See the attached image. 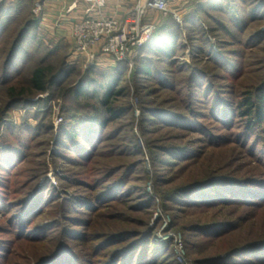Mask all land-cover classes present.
I'll return each instance as SVG.
<instances>
[{"label":"trees","instance_id":"1","mask_svg":"<svg viewBox=\"0 0 264 264\" xmlns=\"http://www.w3.org/2000/svg\"><path fill=\"white\" fill-rule=\"evenodd\" d=\"M23 2L24 0L0 2V35L8 30L11 22H26L16 33L2 57L0 85L8 99L4 107L0 108V128L13 125L7 115L15 106L37 104L41 107L40 112L45 113L37 126L32 129L36 132L43 130L45 133L53 130V125L46 122L48 112L43 108L45 99L33 102L32 97L47 92L51 93L50 98L58 96L61 90L63 92L71 84L70 78L75 68L70 67L65 58L56 56L60 52L58 47L46 48L44 43H41V46L38 44L40 49L37 54L42 52L41 47L47 52H42L45 55L40 62L30 68L25 79H19L22 70L18 72L16 79L13 78L17 55L31 30L40 22V19H31L29 13L25 15ZM191 2L193 8L185 16L183 23H179L171 14L155 30L151 40L141 48V56L135 59L132 76H129L131 70L126 61H118L117 65L109 70H96L90 67L75 86L67 90V95L74 98L76 109L71 113L67 105L62 106L63 112L72 122L69 126L63 125L59 132H56L58 140L53 154L61 156L63 151L61 149L68 147L77 155V158L70 157L71 162L82 161L81 158L84 160L82 163H77L88 167L83 171L86 174L83 178L68 176L62 178V181L67 182V187L73 183L72 186L76 185L83 191H88V195L81 193L70 195L66 187H63L61 191L64 190L63 193L69 196L68 200H65L58 196L59 192L49 180L33 189L34 186L29 182L35 178L31 179L29 176H24L26 180L21 182L20 188L17 186L11 188L7 183V177L2 182L0 180V211H20L19 214L13 215L11 223V227L17 229L14 230L17 239L31 244H42L41 255H37L35 261L28 260V264H179L176 254L174 258L169 256L174 252L173 241L158 242L155 238L157 227L151 225L155 209H160L166 214L171 212L176 221L172 227L177 228L180 225L175 216L177 211L193 209L194 212L203 211L207 214L210 209H216V214L208 217H212L211 219L206 221L198 219L189 224H182L178 228L184 233H201L202 236L207 237L204 242L205 247L209 244L207 248L215 249L203 259L194 261V264H264V232L246 235L240 240H237L236 236V233L247 228V223L252 219L246 208L255 209L264 205V178L251 176L241 178L234 172L221 174L220 171L222 172L224 168L220 164H210L206 167L204 161L201 162L202 157L208 156L202 154L206 149L201 148L196 153L198 155H193L190 147L193 138L188 134L197 132L198 121L207 116L205 112L207 111L227 128L242 129L230 135L236 134L243 144L248 146L251 144L250 153L254 152L252 146L256 143L258 145L262 143V153H264V57L254 62L259 66L252 72L253 80L244 84L240 82L243 78V66L241 64L239 68L236 59L232 58L235 57L236 52L224 50L223 53L228 57L222 58L218 55L216 58L211 49L207 50L209 54V58L206 57L209 59L207 64H213V67L224 73L226 77H223L231 78L230 80L235 82L231 86V95H238L234 103L222 98L221 88L213 90L218 87L214 80L220 74L213 71L208 73L207 69L189 65L188 68L180 66L175 69V55L187 46L185 43L187 35L186 33L184 35V31L189 35L195 60L201 62L200 58L206 52L207 46L204 44L205 42L208 44L209 38L199 26H194L196 22H201L199 13L209 14L208 8L223 12L230 17L231 22H234V27L238 31L242 29L241 23L247 24L241 4H246L248 0H191ZM256 9H259V6ZM240 11L242 14L239 13ZM255 16L251 14L248 18L255 19ZM192 32L195 35H192ZM256 36L247 40L245 44H253ZM263 37L264 34L260 33L256 41ZM200 42L204 44L198 46L197 43ZM238 43L242 45L243 42L238 41ZM54 58L58 61L52 60ZM186 70L188 74L182 79ZM207 79H212L213 82L208 83ZM131 84L137 88V91L149 86V96L155 97L160 91H167L175 95L178 100L177 105L172 106L171 109L160 106L149 108L147 105L152 103L141 100L143 112L151 113L147 119H142L140 130L146 137L153 135L146 138L153 170L142 169L141 174L134 178L131 175L139 164L129 161V158L143 153L138 145L137 135L130 130L125 131L126 136H122L121 125L115 126L113 136H118L122 143L119 141L111 143L108 149H106L109 147L108 139L114 137L105 136L111 124L119 125L126 118V114L133 112L131 98L130 101L125 100L130 95ZM181 85L182 88L179 87ZM186 89L189 92L184 96ZM233 105L236 107L233 108ZM199 108L203 111H199ZM154 116L157 118H152ZM158 116L162 120L158 119ZM158 121L168 124L166 137L163 136L166 135L165 132L158 135L147 126L152 123L159 128L161 126ZM76 125L79 128L75 127ZM80 128L83 131H80ZM170 130L178 131L176 132L178 135L169 137L171 135L169 133L174 132ZM200 132L208 136L209 144L213 147H218L227 140L223 136H213L212 130L209 131L204 127ZM223 139L224 141H221ZM175 140H185L187 143L175 142V144ZM66 141L69 143L67 144ZM4 146L9 148H3ZM29 147L32 146L28 145L25 148ZM1 149L8 152L18 148L2 144ZM189 153H192V156L186 157L188 163L177 166L182 162L180 157ZM5 156L0 162V171L3 173L10 171L8 157ZM263 160L260 159V163ZM4 163L7 164L4 166ZM97 165L103 166L101 177L96 175V172L100 171L98 167L96 168ZM193 165L204 168L198 170L199 173L196 172L200 176L183 180L181 173ZM173 167H176V170L169 177L162 174L164 170H172ZM90 179H94L96 183L91 184ZM133 183H139V186L132 187ZM148 183H151L154 189L152 194L146 192ZM37 187L38 190L34 191ZM53 189L56 192H52L48 197L47 193ZM1 191L8 193L7 198ZM20 196L22 197L17 198ZM58 201H61L64 212L90 215L94 219L102 217L108 221H122L125 226L120 228L111 225L98 232L102 224L99 226L94 221L79 220L73 215H65L63 221L66 220L75 227L60 222L33 226L43 216L45 206L53 208ZM56 227H61L60 235L51 238L50 233ZM230 241L236 242L230 246ZM12 243L11 241L9 244L10 248L0 245V259H7L11 264L14 259L16 260ZM186 243L191 249L196 247L201 250V245L194 240ZM3 250L7 252L3 253Z\"/></svg>","mask_w":264,"mask_h":264},{"label":"rangeland","instance_id":"2","mask_svg":"<svg viewBox=\"0 0 264 264\" xmlns=\"http://www.w3.org/2000/svg\"><path fill=\"white\" fill-rule=\"evenodd\" d=\"M4 0H0L2 2ZM10 2V0H7ZM13 1V0H11ZM191 0H168L169 4V12L167 14H163L160 12H153L151 15L147 16L146 20L147 22H155L160 24L163 22H160L159 20L167 19L168 15H171L174 17L175 15H179L181 17L183 23L185 16L189 13L190 8L188 6L191 4ZM41 3V0H24L23 4L25 6V15L29 13V16L33 20H39L42 11L40 10L39 5ZM233 3V2H230ZM243 5V6H242ZM257 6H259V9H256ZM262 6V7H261ZM241 8L243 10V14L245 16V22H247L246 25L242 24L241 31H238L234 27V22L230 21V17L223 14V12H217V10H213L211 8H208L209 14L207 13H199L200 21L196 22L194 26H199L201 31L204 32V35L209 38L208 44L205 42L197 43L198 46H202L203 44L207 46L206 52L204 56L200 58L201 62H198L194 59V53L192 51V44L189 39V35L187 32L184 31V35L186 33L187 36H185V43L187 46L180 50L179 53H177L174 57L175 60V66L174 68H179L180 66H194L198 68L207 69V72L209 71L211 73L215 72L217 74H220L219 77H217L214 81L218 84L217 89L214 88L213 90H222V98L233 102L234 100H237L238 95H231L232 93V80L231 78H225L226 76L223 75L224 73L221 70H218L217 68L213 67L212 64H207L209 54L208 49H211L213 51V56L217 58V56H221L222 58H227V54H224V50L227 52H236L235 57L232 56V58L236 59L237 66L240 68L241 64L243 66V78L240 79L241 83L248 84L251 82L252 76L254 75L252 72L256 70L257 66L254 62L261 57H264V37L260 39L258 42L256 41V38L260 33L264 34V0H248L246 4L242 3ZM240 14L241 11L239 12ZM254 14L255 19L248 18L249 15ZM32 16V17H31ZM215 20V21H214ZM218 20V22H216ZM157 21V22H156ZM26 22H11L8 30L3 33H1L0 37V74L2 73V57L4 56V52L8 47L10 46L11 41H13L16 33L21 29ZM71 29V28H70ZM156 29V30H157ZM71 32V30H70ZM260 32V33H259ZM56 32L48 27L45 24H42V22H39L38 26H35L31 32L29 33L27 40L25 41L23 47L21 48L20 52L17 55L15 68L13 69V78L16 79L18 77V72L22 70L21 74L22 76L19 78L21 80L25 79V75L29 74L30 68L40 62L42 59V56L45 55L47 52L41 47L42 52H39L40 49L38 47V44L41 46V43H44L46 48H59V53L56 55L59 58H65V61L69 64L70 67L75 68V72L70 78L71 84L68 85V87L62 92L60 91V95L50 98L51 93H42L38 94L32 97L33 102H39L41 99H45V106L43 107L46 112L47 121L48 124L53 125V130L45 132L43 130H40L36 132L32 128L36 127L40 118L45 113L40 112V106L37 104L26 106L25 104H19L13 108L12 111L8 113V119L9 121H12V126L6 127V128H0V145H10L13 148H18L15 151L8 150L5 151V149L0 150V162L2 158H7V162L10 164L8 168H10L9 172L3 173L0 171V180L1 182L5 180V177H7V183H9L11 188L18 187L20 188L21 182L26 180L24 176H29L31 179L35 178V180L30 181L29 184H32L34 187L33 189L38 186L46 183L48 180L50 184L57 189L59 192L60 198H65V200H68L69 196L67 194L63 193L61 189L63 187H66L69 194H84L88 195V191H83L78 186H72L73 183L69 187L67 182L62 181V178H68V176H74L75 178H83L86 174L83 172L84 170H87L88 167L79 165L77 163H82L84 161L82 158V161L78 162H71L70 157L77 158V155L70 151L67 148H62L61 151L62 155L57 156L53 154V151L56 148V144L58 140V135L56 132H59V130L62 128L63 125H71L70 118H67L66 114L63 112L62 106L67 105L71 110L70 112H75L74 107V98L70 95H67V90L72 88V86H75V84L78 82V80L81 79L82 76H84L85 72L90 67H94L96 70H109L114 68L118 61L114 59L113 57L105 56L101 52L97 53V56L93 59H89L87 56H77L74 54V43L70 36L66 37H57L55 36ZM256 34H258L256 36ZM192 35H195L194 32H192ZM202 35V34H201ZM255 40L253 41V44H245L247 40H249L252 37H255ZM2 38V39H1ZM238 41L243 42L242 45H239ZM37 45V46H36ZM36 46V47H35ZM44 46V47H45ZM251 46V47H250ZM49 50V49H48ZM208 57V58H206ZM56 58V57H55ZM52 60H56V59ZM58 58V59H59ZM58 61V60H56ZM60 61V60H59ZM30 64V65H29ZM32 64V65H31ZM136 62H134V68H135ZM133 68V69H134ZM132 69V71H133ZM223 69V68H221ZM225 70V69H224ZM132 71L129 73V76H132ZM213 71V72H212ZM188 71L186 70L183 73V77L187 76ZM225 76V77H223ZM25 77V78H24ZM132 78V77H131ZM208 83L213 82L212 79H207ZM186 83V82H183ZM184 86V85H183ZM149 87V86H148ZM143 87L140 91H137L135 86L133 87L131 84L130 89V95L125 98V100H131V104L133 105V112L126 114V118L121 121L119 125H110L107 128V131L105 133V136L114 137V139L109 138V147L110 148L111 143L120 142L122 143L121 139L118 136H113L115 134L114 129L121 125L122 130V136L125 135V131L133 132L138 137V145L140 149L142 150V154L139 156H131L129 158V161L135 162V164H139V167L136 168V170L133 172L132 178L139 176L142 169H145L146 171L153 170L151 165V156L149 155V151L146 144V138H150L153 135H150L149 137L144 136L141 133L140 130V124L142 122V119H147L148 116H151V113L149 112H143L141 100L149 101L152 104H148L149 108H155V107H164L165 109H171L172 106H176L178 103L177 97L173 94H169L167 91H160L158 95L149 96V88ZM182 88V85L179 86ZM184 88V87H183ZM59 91H57L58 93ZM189 92L188 89H186L184 96H187L186 94ZM56 93V94H57ZM7 97L5 95V92L3 91L2 86L0 85V108L4 107L5 101H7ZM47 99V100H46ZM49 99V100H48ZM129 100V101H130ZM202 102H205V100H201ZM233 108L236 106L233 105ZM153 110V109H152ZM199 111H203L202 108H199ZM151 112V111H150ZM207 116L204 118L199 119L198 121V129L195 133H188L189 136L192 139V145L190 146L192 149L193 155L198 153L201 148H205L206 151L202 152L204 155H208L201 158V162L204 161V165L210 166L212 165H221L223 166L224 170L221 174L224 173H230L234 172L239 177H262L264 178V153H262V143L260 145L253 144V153L249 152L251 144L249 146L247 144H243L242 140L240 138H237L236 134L235 136H231V133L239 132L242 129H236V127H230L227 128L224 126L221 121H217L212 113H208L205 111ZM145 113L147 115H145ZM145 115V116H144ZM228 117V115H227ZM226 117V118H227ZM152 118H157L156 116ZM158 119L162 120L159 116ZM151 120V119H150ZM196 119H193L195 121ZM161 127H156V124L149 123L147 126H149L151 129L154 130V133L162 134L165 132L166 135H163L164 137L168 134V124H165L163 121H158ZM157 123V122H155ZM15 125V126H14ZM17 126V127H16ZM116 126V127H115ZM75 127H78L76 125ZM209 129V131L212 130L211 134L213 136H223L226 137V142L221 144L218 147H213L211 144H209L208 136L201 134L202 128ZM79 128V127H78ZM164 128V129H163ZM80 131H83L82 128H80ZM174 131V130H170ZM178 133V131H176ZM175 131L171 132L169 134V137H172L174 135H178ZM174 133V134H173ZM57 135V136H56ZM157 136V135H156ZM157 138V137H156ZM215 137L212 139L214 140ZM211 139V138H210ZM221 141H224L221 140ZM7 142V143H5ZM177 144H183L187 143V141H177ZM68 144L69 141H66ZM104 144V143H103ZM176 144V143H175ZM32 146L29 148H25L26 146ZM9 148L8 146H4L3 148ZM101 148V147H100ZM192 153H189L187 155H184L183 157H180L179 164L177 166H181L182 164L188 163V159L186 157H191ZM17 154V155H16ZM118 154V153H117ZM257 154V155H256ZM198 155V154H196ZM15 156V157H14ZM116 157H118L116 155ZM198 157V156H197ZM204 158V159H203ZM186 159V160H184ZM263 160L260 161L259 160ZM6 160V159H5ZM100 160V159H99ZM259 161V162H258ZM4 162V161H3ZM7 164V163H6ZM3 164L4 166L6 165ZM141 164V165H140ZM137 166V165H136ZM98 165L96 166V168ZM100 171L96 172V175L101 177L100 175L101 171H103V166L98 167ZM204 168H200L198 165L189 167L185 173L182 172L181 175L183 176V180H190L194 177H198L200 175H197L196 172L198 170H202ZM176 170V167H173L172 170H164L162 174L164 173V176H170L172 175ZM199 173V172H198ZM123 174V173H121ZM120 176V175H118ZM94 179H90L91 184H95L96 181H93ZM97 180V179H96ZM64 184V185H62ZM131 186H139V183H133ZM1 188V187H0ZM22 188V187H21ZM26 188V187H25ZM40 188V186H39ZM38 190V187L34 190ZM9 191V190H8ZM2 192V191H1ZM45 192V191H44ZM52 192H56V190L53 189V191H49L47 193V196L50 197V194ZM147 193L152 194L154 192V189L151 185V183L147 184ZM4 197L7 198L6 191L2 192ZM17 197V198H21ZM52 197V196H51ZM61 201H58L57 205H55L53 208L51 206L46 205L43 211V216L41 219L36 221L35 225H51L54 224V222H60L63 225L68 224L70 227H75V225H72L70 222H67L66 220L63 221V219L66 216H75L79 220H90L97 222L100 226L102 224V227L96 229V232H102L103 228H106L111 225H117L120 228L125 226V224L122 221H108L105 218L99 217L97 219H94L92 216H86L77 214V213H69L64 212V208ZM72 202V200H70ZM249 214L252 216V219L249 223H247V228L243 231H240L236 233L237 240H240L244 238L246 235H256L261 234L264 232V205L260 208L255 209H248ZM216 209H210L209 213L204 214L203 211L200 212H194L193 209H188L186 211H177L175 212L176 219L178 220V223L180 225L182 224H189L191 221H198V219L208 220L211 218H208L210 216H213L216 214ZM253 210V211H252ZM73 211V210H72ZM104 211V209L102 210ZM19 210H6V211H0V245H3L4 248H10L9 244L12 241L11 247H14L15 255L14 257L16 260H13L12 264H28V260L31 259V261H35V258L37 255H41L42 253V244H31L26 242L25 240H19L17 239V233L14 230H17L16 228L11 227L12 223V217L14 214H19ZM249 215V216H250ZM117 222V223H116ZM175 218L171 214V212H168L166 214L164 211L160 209H155L151 225H153L156 228V235L155 238L158 242H166L169 240L173 241L174 244V252L171 253L169 256H173L176 253V246H175V237H181L183 244H184V252L185 257L189 264H194V261L203 259L204 257L210 255V252H214L215 249L207 248L208 245L205 247L204 242L207 240V237L202 236L201 233H184L182 230L178 229L177 227H172V225L175 223ZM158 223V224H157ZM42 225V226H43ZM11 228V229H10ZM81 228V227H78ZM61 227H56L51 231V238H56L60 235ZM101 230V231H100ZM162 237H165L166 235H170L171 239L162 241ZM194 240L195 243L201 245V250H198L199 248L191 249L187 245V241ZM236 240V241H237ZM236 241H230V246L232 243H235ZM226 242H229V240H226ZM206 248V250L204 249ZM48 248V247H46ZM1 249V248H0ZM203 249V250H202ZM205 250V251H204ZM7 252L3 250V253ZM0 264H11L10 261L7 259H0Z\"/></svg>","mask_w":264,"mask_h":264},{"label":"built area","instance_id":"3","mask_svg":"<svg viewBox=\"0 0 264 264\" xmlns=\"http://www.w3.org/2000/svg\"><path fill=\"white\" fill-rule=\"evenodd\" d=\"M81 1L87 3L83 14L71 25V37L74 43V54L93 59L101 52L117 61L129 63L130 70L134 68L135 59L141 56L143 48L152 38L159 26L155 22L145 21L153 12L167 14L168 0H135L132 10L125 18L107 14V0H75L68 8L74 12ZM41 5V3L39 4ZM42 10V5L39 7ZM174 18L182 22L177 14ZM162 241L171 239L170 235L162 237ZM177 261L179 264H189L185 257L184 244L181 237H175Z\"/></svg>","mask_w":264,"mask_h":264},{"label":"crops","instance_id":"4","mask_svg":"<svg viewBox=\"0 0 264 264\" xmlns=\"http://www.w3.org/2000/svg\"><path fill=\"white\" fill-rule=\"evenodd\" d=\"M74 1L75 0H41L42 13L40 16V22L53 29L56 32L55 36L57 37L70 36L72 23L76 21L78 16L83 14V11L87 6L86 2L81 1L77 10L74 12H68L69 6ZM190 3L191 4L188 8L191 10L193 5L191 1ZM134 4L135 0H107L106 12L107 14L117 15L119 18H125L132 10ZM162 17L159 21L165 22L166 19L163 20ZM70 38L72 39L71 36Z\"/></svg>","mask_w":264,"mask_h":264},{"label":"clouds","instance_id":"5","mask_svg":"<svg viewBox=\"0 0 264 264\" xmlns=\"http://www.w3.org/2000/svg\"><path fill=\"white\" fill-rule=\"evenodd\" d=\"M145 2V0H141V3H144Z\"/></svg>","mask_w":264,"mask_h":264}]
</instances>
